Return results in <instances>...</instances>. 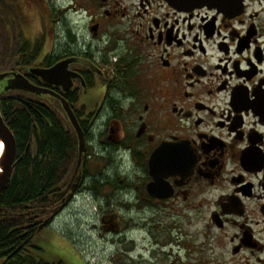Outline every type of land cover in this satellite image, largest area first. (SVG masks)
Masks as SVG:
<instances>
[{"label":"flooded vegetation","instance_id":"flooded-vegetation-1","mask_svg":"<svg viewBox=\"0 0 264 264\" xmlns=\"http://www.w3.org/2000/svg\"><path fill=\"white\" fill-rule=\"evenodd\" d=\"M2 31L20 70L78 60L29 78L86 134L50 223L85 198L82 264H264V0H0Z\"/></svg>","mask_w":264,"mask_h":264},{"label":"trees","instance_id":"trees-1","mask_svg":"<svg viewBox=\"0 0 264 264\" xmlns=\"http://www.w3.org/2000/svg\"><path fill=\"white\" fill-rule=\"evenodd\" d=\"M0 102L17 140L12 175L0 196V264H52L34 252L36 228L26 230L59 211L58 192L78 169L77 138L62 114L28 94H0Z\"/></svg>","mask_w":264,"mask_h":264},{"label":"water","instance_id":"water-1","mask_svg":"<svg viewBox=\"0 0 264 264\" xmlns=\"http://www.w3.org/2000/svg\"><path fill=\"white\" fill-rule=\"evenodd\" d=\"M78 61L77 59L64 60L61 63L54 65L51 68H41L34 66L29 69V73L40 78L43 82L50 85H63L67 91L72 86V80L66 74L70 63ZM12 91H22L26 94H32L44 98L46 95H51L57 98L61 103L64 114H66L70 125L73 127L78 139V162L80 163L84 154L87 152V141L85 132L80 125V122L70 105V103L55 91L38 86L32 83L24 74L18 71H7L0 73V94H7ZM1 102H0V144L3 145L0 154V196L7 188L9 179L11 178L14 164L17 157V140L13 131L8 127L4 117H2ZM47 222V221H46ZM46 223L40 225V229H44Z\"/></svg>","mask_w":264,"mask_h":264},{"label":"rangeland","instance_id":"rangeland-1","mask_svg":"<svg viewBox=\"0 0 264 264\" xmlns=\"http://www.w3.org/2000/svg\"><path fill=\"white\" fill-rule=\"evenodd\" d=\"M7 37L5 31L0 33V72L14 65L5 58ZM84 200L83 198L78 203L74 202L51 226L45 227L34 236L33 244L39 258L50 263L82 264L81 261L89 254L86 242L91 237L88 230L90 223L84 213Z\"/></svg>","mask_w":264,"mask_h":264},{"label":"bare ground","instance_id":"bare-ground-1","mask_svg":"<svg viewBox=\"0 0 264 264\" xmlns=\"http://www.w3.org/2000/svg\"><path fill=\"white\" fill-rule=\"evenodd\" d=\"M2 148H3V145L0 144V154H1Z\"/></svg>","mask_w":264,"mask_h":264}]
</instances>
